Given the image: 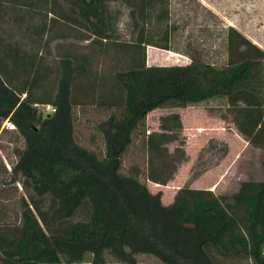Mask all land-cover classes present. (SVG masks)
Segmentation results:
<instances>
[{"label":"trees","instance_id":"1","mask_svg":"<svg viewBox=\"0 0 264 264\" xmlns=\"http://www.w3.org/2000/svg\"><path fill=\"white\" fill-rule=\"evenodd\" d=\"M170 1L0 0V125L9 119L23 139L3 183L18 180L29 200L18 222L0 221V264H105V253L126 264L142 253L162 264H264V179L221 194L183 184L170 203L148 187L167 186L187 158L180 114L149 130L155 109L223 98L222 117L264 148V49L238 29L225 27L220 63L186 54L184 65L146 64L147 46L173 51ZM90 104L107 112L102 154L74 131V108ZM136 143L144 166L124 172Z\"/></svg>","mask_w":264,"mask_h":264},{"label":"rangeland","instance_id":"2","mask_svg":"<svg viewBox=\"0 0 264 264\" xmlns=\"http://www.w3.org/2000/svg\"><path fill=\"white\" fill-rule=\"evenodd\" d=\"M170 9L171 21L177 27L171 37V48L175 52L151 46L157 49L156 65L187 64L190 58L186 54H199L208 62H222L227 26L235 27L264 49V0H171ZM126 21L124 15L119 29L121 37L128 39ZM169 52L176 56H171ZM147 61H152L151 50ZM50 107L39 104L38 110L45 114ZM225 108V99L214 97L185 108L155 109L147 115L149 130L158 128L160 115L172 111L180 114L183 123L186 160L179 164L167 186L155 185L147 180L151 191H162L164 203L171 202L176 190L183 184L209 188L221 194L236 190L243 179H264V148L252 145L238 133L229 115L222 117L226 114ZM74 114L77 141L102 154L104 140L98 123L107 112L90 104L75 107ZM174 144H169V148L172 149ZM22 146L23 139L15 125L9 119L3 120L0 125V221L18 222L21 205L25 200L29 201L18 180L3 183L12 175L16 148ZM133 163L144 166V156L137 143L123 155L122 170L127 172ZM104 257L105 264H126L108 253ZM136 260V264H162L150 254H137ZM230 264L252 263L242 259Z\"/></svg>","mask_w":264,"mask_h":264},{"label":"crops","instance_id":"3","mask_svg":"<svg viewBox=\"0 0 264 264\" xmlns=\"http://www.w3.org/2000/svg\"><path fill=\"white\" fill-rule=\"evenodd\" d=\"M150 50H151V57H152V61L151 62L147 61V55L150 52ZM156 51H157V49H154L151 46H147V48H146V64L147 65H156V62L154 61V59L156 58ZM235 130L237 131L236 127H235ZM148 181H150V180H148ZM150 182H152V181H150ZM153 183H155V182H153ZM169 202L170 201H168V202L166 201L165 203H169Z\"/></svg>","mask_w":264,"mask_h":264},{"label":"built area","instance_id":"4","mask_svg":"<svg viewBox=\"0 0 264 264\" xmlns=\"http://www.w3.org/2000/svg\"><path fill=\"white\" fill-rule=\"evenodd\" d=\"M54 109L52 107H50V111H53Z\"/></svg>","mask_w":264,"mask_h":264},{"label":"water","instance_id":"5","mask_svg":"<svg viewBox=\"0 0 264 264\" xmlns=\"http://www.w3.org/2000/svg\"><path fill=\"white\" fill-rule=\"evenodd\" d=\"M179 188V187H178Z\"/></svg>","mask_w":264,"mask_h":264}]
</instances>
